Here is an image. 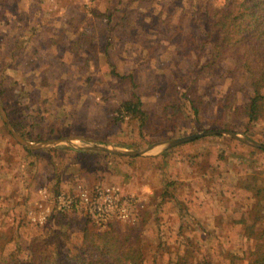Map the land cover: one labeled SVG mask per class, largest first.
Wrapping results in <instances>:
<instances>
[{
	"label": "rangeland",
	"instance_id": "1",
	"mask_svg": "<svg viewBox=\"0 0 264 264\" xmlns=\"http://www.w3.org/2000/svg\"><path fill=\"white\" fill-rule=\"evenodd\" d=\"M197 1L0 0V97L12 124L32 141L72 135L123 149L222 129L220 122L264 140V121L249 124L243 111L252 91L242 63L228 56L213 68L196 66L204 59L197 8L220 6ZM190 86L201 98L200 120L183 96ZM133 93L147 113L143 126L136 116L115 118ZM26 149L0 115V245L23 263L35 236L73 247L84 227L115 226L123 238L139 236L142 264L204 257L247 264L256 236L235 221L249 200L241 188L247 175L264 181V149L226 134L136 156L68 143ZM97 185L121 187L135 200V221L99 226L79 210L55 209L59 195Z\"/></svg>",
	"mask_w": 264,
	"mask_h": 264
},
{
	"label": "trees",
	"instance_id": "2",
	"mask_svg": "<svg viewBox=\"0 0 264 264\" xmlns=\"http://www.w3.org/2000/svg\"><path fill=\"white\" fill-rule=\"evenodd\" d=\"M203 8H197L198 17L203 15L202 18L199 17L201 20L197 40L202 43L204 59L201 64L196 63V66L213 68L228 56L241 62L246 82L252 91L249 100L242 105L245 108L243 111L249 124L264 121V0H220V6L215 9L206 4ZM183 96L193 109L196 119L200 120L198 102L201 98L196 90L192 86L187 87ZM140 98L137 93H133L130 99L122 101L116 109L118 114L115 118L119 120L126 115L136 116L143 126L147 113L142 108ZM13 124L27 137L17 128V124ZM220 128L230 130L231 126L220 122ZM255 139L264 143L262 139ZM241 188L250 196L240 209L241 219L235 222L245 225L246 237L256 236L254 248L246 251L243 258L247 264H264V181L260 180L259 174L252 172L242 182ZM123 235L115 226H110L103 233L84 227L81 244L73 247L68 241H58L59 243L52 245L48 237L35 236L29 247L27 264H142L143 246L139 236L134 237L128 233L123 238ZM6 250V242H3L0 245V264H25L20 260L17 250L7 253ZM233 256L241 258L237 254ZM180 264L193 263L185 258ZM194 264L216 263L211 258L204 257Z\"/></svg>",
	"mask_w": 264,
	"mask_h": 264
},
{
	"label": "built area",
	"instance_id": "3",
	"mask_svg": "<svg viewBox=\"0 0 264 264\" xmlns=\"http://www.w3.org/2000/svg\"><path fill=\"white\" fill-rule=\"evenodd\" d=\"M55 206L58 212L79 210L99 226L108 225L114 220L132 222L136 219L135 200L127 196L121 187L113 185H97L78 196L61 194L57 197ZM48 211L37 215L38 221L42 222ZM33 220L36 221L35 218Z\"/></svg>",
	"mask_w": 264,
	"mask_h": 264
},
{
	"label": "water",
	"instance_id": "4",
	"mask_svg": "<svg viewBox=\"0 0 264 264\" xmlns=\"http://www.w3.org/2000/svg\"><path fill=\"white\" fill-rule=\"evenodd\" d=\"M0 115L4 122L7 125L8 130L12 133V135L15 137V139L22 145H24L28 149H42V148H48L55 146L60 143H68L71 145L83 147L90 150H96V151H103L111 154L116 155H128V156H136V155H143L147 154L150 151L157 150V152H163L165 150H168L170 148H173L175 146H178L180 144L198 139L203 136L207 135H217V134H226L234 139H237L238 141L248 144L250 146H254L257 148L264 149V144L256 141L255 139L245 135L241 134L234 130H224V129H210V130H204L193 134H188L180 137L170 138L166 140H162L156 143H152L150 145H147L145 147L139 148V149H123L121 147L115 146L112 143H102L98 142L96 140H89L85 137L81 136H65V137H58L53 139H47L42 141H32L25 137H23L19 132L16 131L14 128V125L12 124L6 109L3 105V102L0 97ZM80 141L79 145L75 143V141ZM88 142V143H84Z\"/></svg>",
	"mask_w": 264,
	"mask_h": 264
}]
</instances>
